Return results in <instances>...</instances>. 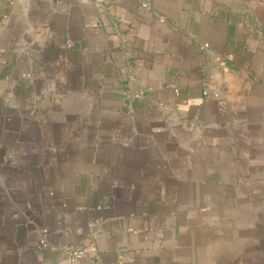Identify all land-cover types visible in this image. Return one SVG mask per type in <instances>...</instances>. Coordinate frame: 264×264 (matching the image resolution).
I'll list each match as a JSON object with an SVG mask.
<instances>
[{"label":"crops","instance_id":"1","mask_svg":"<svg viewBox=\"0 0 264 264\" xmlns=\"http://www.w3.org/2000/svg\"><path fill=\"white\" fill-rule=\"evenodd\" d=\"M77 248L264 264V0H0V264Z\"/></svg>","mask_w":264,"mask_h":264},{"label":"built area","instance_id":"2","mask_svg":"<svg viewBox=\"0 0 264 264\" xmlns=\"http://www.w3.org/2000/svg\"><path fill=\"white\" fill-rule=\"evenodd\" d=\"M144 8H148L146 3H143ZM62 264H84V253L81 248L71 249L67 251V256Z\"/></svg>","mask_w":264,"mask_h":264}]
</instances>
